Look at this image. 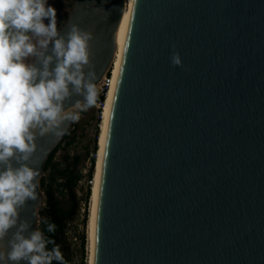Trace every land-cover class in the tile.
I'll return each mask as SVG.
<instances>
[{"label": "water", "instance_id": "obj_1", "mask_svg": "<svg viewBox=\"0 0 264 264\" xmlns=\"http://www.w3.org/2000/svg\"><path fill=\"white\" fill-rule=\"evenodd\" d=\"M125 9L126 0H74L58 29L75 23L93 33L98 84L112 67ZM173 51L182 67L172 65ZM76 123L36 141L38 198L20 212L29 231L45 204L47 160ZM93 264H264V0L132 3Z\"/></svg>", "mask_w": 264, "mask_h": 264}, {"label": "clouds", "instance_id": "obj_2", "mask_svg": "<svg viewBox=\"0 0 264 264\" xmlns=\"http://www.w3.org/2000/svg\"><path fill=\"white\" fill-rule=\"evenodd\" d=\"M93 38L75 23L61 34L48 0H0V264H66L55 240L39 228L29 231L20 212L38 198L41 173L30 163L37 139L61 137L66 122L79 121L98 102ZM171 63L183 66L178 52ZM73 96L83 99L66 106ZM42 222L55 233L54 223Z\"/></svg>", "mask_w": 264, "mask_h": 264}, {"label": "trees", "instance_id": "obj_3", "mask_svg": "<svg viewBox=\"0 0 264 264\" xmlns=\"http://www.w3.org/2000/svg\"><path fill=\"white\" fill-rule=\"evenodd\" d=\"M74 2V0H72ZM107 96V95H106ZM106 97H100L99 107L94 106L80 114L78 121L65 135L59 146L51 153L44 167V176L41 179V188L45 195V204L39 214L38 228L45 232L46 236L54 239L63 253L66 264H75L76 251L73 250L70 240L72 227L76 230L79 240V263L88 264L87 261V233L86 228L90 218V201L93 185L88 183L94 179L99 151L98 141L101 132L102 111ZM94 123L95 138L87 147L86 153L74 152V145L78 141L79 128L81 124ZM89 160L90 166L87 175L82 173V166ZM87 177L85 190L80 183ZM83 191V196L79 192ZM84 210L83 219L79 226H74L80 212ZM47 219L57 226L55 233H48L46 225L42 222ZM52 245H49L51 248ZM53 264L58 262L53 261Z\"/></svg>", "mask_w": 264, "mask_h": 264}, {"label": "bare ground", "instance_id": "obj_4", "mask_svg": "<svg viewBox=\"0 0 264 264\" xmlns=\"http://www.w3.org/2000/svg\"><path fill=\"white\" fill-rule=\"evenodd\" d=\"M133 0H126V9L124 11V15L122 17V21L120 23V27L117 33V50L116 55L112 64L113 70V83L107 93L105 105L102 111V122H101V132L99 136L98 146V156H97V164L95 169V176H94V183L92 187V209L89 219L90 224V243H91V257H90V264H93V254H94V234H95V217H96V207H97V200H98V190H99V180H100V172H101V163H102V154L108 124V118L110 114V108L114 96L115 86L120 70L121 59L123 54V48L126 38V33L128 29L129 19H130V12L132 8Z\"/></svg>", "mask_w": 264, "mask_h": 264}, {"label": "rangeland", "instance_id": "obj_5", "mask_svg": "<svg viewBox=\"0 0 264 264\" xmlns=\"http://www.w3.org/2000/svg\"><path fill=\"white\" fill-rule=\"evenodd\" d=\"M48 4L53 6L56 9V18H57V28L59 29L66 21L67 16L70 13L73 1L72 0H48ZM45 24L49 23L47 19L44 21ZM113 69V68H112ZM80 121V119H79ZM78 122V121H77ZM81 123V121H80ZM94 123L88 124H81L79 128V137L77 143L74 145V152L85 154L87 147L91 145L95 138V128ZM89 164V160H87L84 165L82 166V173L87 168ZM84 174V173H83ZM86 184L83 183V181L80 183V187L85 190ZM80 196H83V191L79 192ZM90 214L92 209V201H90ZM83 207L80 212L79 217L76 219L74 226H79L78 231H82V226L80 225L81 220L83 219ZM90 219V218H89ZM87 233V244H86V251H87V261L88 264H90V257H91V239H90V224L88 221V225L86 228ZM70 240L72 242L73 250L76 251V257H75V264L79 263L80 257H79V240L76 237V230L74 227H72V230L70 232Z\"/></svg>", "mask_w": 264, "mask_h": 264}, {"label": "built area", "instance_id": "obj_6", "mask_svg": "<svg viewBox=\"0 0 264 264\" xmlns=\"http://www.w3.org/2000/svg\"><path fill=\"white\" fill-rule=\"evenodd\" d=\"M113 67V66H112ZM111 69L108 71V73L102 78L101 82L98 84V87L100 89V94H99V99L98 102L96 104L97 107H99V100L101 96H105L107 95L112 83H113V70ZM90 163L88 164L87 168L84 170V175H87L88 173V169H89ZM87 182V177L84 178L83 183L86 184ZM88 183L92 184L94 183V179L91 181H88Z\"/></svg>", "mask_w": 264, "mask_h": 264}, {"label": "flooded vegetation", "instance_id": "obj_7", "mask_svg": "<svg viewBox=\"0 0 264 264\" xmlns=\"http://www.w3.org/2000/svg\"><path fill=\"white\" fill-rule=\"evenodd\" d=\"M71 11V10H70ZM68 17V16H67Z\"/></svg>", "mask_w": 264, "mask_h": 264}]
</instances>
